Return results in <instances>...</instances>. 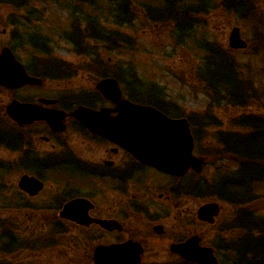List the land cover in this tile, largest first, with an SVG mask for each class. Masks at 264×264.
<instances>
[{"label": "trees", "instance_id": "1", "mask_svg": "<svg viewBox=\"0 0 264 264\" xmlns=\"http://www.w3.org/2000/svg\"><path fill=\"white\" fill-rule=\"evenodd\" d=\"M46 1L64 6L70 12L71 29L77 32L71 42L76 45L78 52L83 44L82 38L96 41L100 43L101 49L108 51V57L112 60L108 59V71H105L103 62L98 56L95 57L94 64H88L87 69L94 71L96 75L116 77L122 84L126 95L145 96L144 99L131 96L134 101L140 100L154 104L165 98L160 95H166L161 86L141 77L134 66L132 59L135 58L143 41V26L150 28L154 25L156 28L167 29L174 48L177 50L193 49L197 52V57H194L197 63L193 76L202 86L204 98L209 102L206 106L209 121L204 122L203 116L198 115L196 116V119L199 118L198 124L215 127L212 123L213 111L211 109L214 106L217 108L221 101H225L226 109L230 106L241 113L234 123H230V125L235 124L233 127L219 130L217 133V145L220 147L217 148L218 151L207 154L212 164L223 159L234 161L238 168L224 171L222 172L224 174H221L222 177L210 181L209 195L214 196L213 199L229 201L228 203L239 211V219L245 221L235 226L241 232L236 263H238V258L242 262L244 256L247 255V260L243 264H264V217L256 218L258 209L253 212V208L248 207L256 199V191L264 187V90L257 91L255 85L251 88L250 86L255 82L250 80L248 74L252 59L264 53V10L255 5L252 0H219L218 3L215 2V5H212L210 0ZM0 2L15 5L16 12L26 9L29 13L32 12L30 9L34 4V0H5L3 2L0 0ZM214 9L224 14L236 15L239 20L251 24L249 28L252 33L250 47L244 52L246 58L251 59L250 62L247 61L249 63L243 65L234 51L224 47L216 36L213 37L210 34L211 37L206 36V33L210 31L207 17ZM25 19L31 20L32 18L25 16ZM44 52L47 63L43 78L61 80L65 75L64 71L59 72L63 65L62 61L56 58L50 49L46 48ZM84 54L89 55V52L85 51ZM127 54L131 56L130 64L126 66H122L124 62L118 64L122 56ZM83 69L86 70V65ZM252 106H255L254 110L257 112L254 117L252 114L255 111L249 110ZM173 111L174 116L180 115L177 107L173 108ZM197 138L201 140L200 137ZM235 143L239 144V148ZM5 165L0 162V170ZM215 186L217 189L222 186L219 193ZM6 190V185L0 178V196H2L0 203L10 205L5 194ZM31 211L43 213L41 210ZM245 214L246 219L243 217ZM6 224H8L6 220L0 221V228L8 229L5 227ZM53 235H55V230L54 234L48 235L47 240H51ZM10 239L11 237L3 243L7 244L5 251H18L20 248L17 242L10 241ZM25 245L26 243L23 244Z\"/></svg>", "mask_w": 264, "mask_h": 264}, {"label": "flooded vegetation", "instance_id": "2", "mask_svg": "<svg viewBox=\"0 0 264 264\" xmlns=\"http://www.w3.org/2000/svg\"><path fill=\"white\" fill-rule=\"evenodd\" d=\"M14 24L21 25V22L14 21ZM14 29H3L4 34L9 31L6 46L31 75L29 61L24 63L23 57L18 53L23 49L29 54L27 49L30 45L20 43L23 37H16ZM31 87L35 86L27 84L16 89L0 86V95H10L11 100L38 103L46 94L41 91L31 94ZM16 95L35 96L31 100H20ZM110 105L102 95L94 93L87 95L84 100H72L68 108H64L59 99L57 106L69 112L78 106L100 110ZM2 121L10 129L3 130L2 139L7 146H1L17 157L11 161L0 160L13 163L16 159L14 163H23L26 167L55 164V203L51 205L52 202L46 200L48 204L46 203L43 210L54 213L47 222L52 221L55 224L56 246L60 251L67 239L74 241L76 236L82 242L86 240L89 243L92 260L99 246L131 243L135 251H140L136 264H194L185 262L172 251V247L196 238L202 248H209L206 230L215 225L218 242L216 249H212L215 250L220 264H227L228 259L236 258L240 238L231 215L225 214L222 209L213 225L198 217L199 209L209 202V181L203 171L198 173L189 169L186 174L177 176L144 164L124 148L91 132L70 116L65 120L63 131H55L44 122L19 126L12 121L13 125ZM73 139L77 140L78 145L70 143ZM50 145L55 153L45 151ZM193 153L199 157L195 147ZM25 173L42 180L45 184L43 191L45 190L46 182L42 174L35 171L33 174ZM75 200H80L77 213L81 218L85 221L110 222L108 228H102L94 221L83 225L62 218L61 213L66 204ZM73 229L79 231L81 236L78 233L73 235ZM145 259L153 261L145 263ZM162 259L169 262L156 261Z\"/></svg>", "mask_w": 264, "mask_h": 264}, {"label": "rangeland", "instance_id": "3", "mask_svg": "<svg viewBox=\"0 0 264 264\" xmlns=\"http://www.w3.org/2000/svg\"><path fill=\"white\" fill-rule=\"evenodd\" d=\"M1 1L3 2L5 0ZM34 1L36 5L32 4V6L35 5L32 8V11H34V16H39L41 14L42 21L38 22L35 19L34 22L30 23L31 28L29 27L30 30L25 33L24 41L26 44H29L27 39L32 33H39L40 36L46 34V41L48 42L47 47H50L51 53L63 63L59 72L62 73L64 71L65 74H68L62 76L61 80L58 81L44 80L41 86L31 87L30 93L33 94L41 91L45 92L46 95L43 96L47 97L49 100L59 98L62 101H68L71 98H75V100H84L87 95H93L95 93L96 83L102 77H107V75L100 76L96 75L94 71H89L87 69L89 66L88 64H94L96 61L95 57L98 56L104 64L103 67L105 71H108V51L101 49L100 43H96V41L93 40H84L82 38L83 44L80 46L78 53L86 51L89 52V55L84 56L82 54H77L74 50L76 45L71 42L72 37L75 38L77 32H73L71 29V22L69 21V17H71L70 12L65 9L64 6L55 5L46 0H41V2H39V0ZM103 1L105 2L106 0ZM210 2L212 5H215V2L218 3L219 0H210ZM252 2L264 10V0H252ZM190 5H192L191 1ZM13 9L16 11L17 8L15 5L0 2V49H2L9 40V31L4 34L3 29L9 30L11 27L15 28L14 21H18V17L16 18V12ZM25 10L26 9H23L22 11ZM207 18H209L208 27L210 31L206 33V36H216L217 39L223 43L221 44L224 47L230 48L229 37L234 27H238L241 30L242 37L250 42L252 33L249 28L251 27V24L239 20L236 15L224 14L222 11L214 9L210 11ZM83 23L84 22L82 21V25ZM22 29L23 28L20 26L17 27V31H21ZM23 31L16 32V37L22 35ZM142 32L143 41L139 46V51L135 58L132 59L134 66H136L135 68L138 69L139 75L144 77L146 81H151L161 86L166 95L169 96L170 99L175 100L174 104L177 106L179 105L180 109H182L187 116L204 112L205 107L209 102L204 98L202 86L198 84L195 76H193V70L197 63L194 60V57H197V52L193 49L177 50L174 48L170 41L167 29L156 28L154 25L150 28L143 26ZM31 47L32 45L30 44V48ZM30 48L27 49L29 50V54H26L23 49L18 51L24 59L23 62L26 63V61H29L30 65L33 64V66H36L37 68L44 63L43 71L45 72L47 60L43 57L40 58V54L33 52ZM232 51H234L235 55L243 65L250 62L251 59L246 58L244 51ZM122 57L121 62L118 64L123 62L124 64L122 66L130 64V55L127 54ZM252 60V65L250 66L248 74L250 80H254L255 84L250 87L253 88L255 85L257 91H263L264 64H262V62L264 61V53ZM84 65H86V70L83 69ZM238 70L240 72V68H238ZM58 93H71L72 95H58ZM34 96L35 95H16V98L20 100L29 98L31 100ZM136 96H138V99L145 98L144 95ZM11 99L12 97L10 95H0V120L1 117L6 118L4 109ZM34 100H36V98ZM228 107L229 109H226L225 101H221L217 108L214 106V108L211 109L213 111L211 114L213 117L212 123L215 127L210 126L208 129L206 127L207 132L201 134L203 136L206 135L203 138L204 144H202V147H204L208 153L213 154L214 151H218L217 148L219 146L217 145L216 137L219 130H226L228 127H233L235 124L230 125V123H234L241 115L236 108ZM254 108L255 106H252L249 110L255 111ZM256 113L257 112L255 111L252 116L254 117ZM251 120L253 121V119ZM70 143L72 145H78L77 140L74 139L73 141H70ZM235 145L239 148L238 143H235ZM50 146H47V149L45 150L46 152L55 151L53 146ZM16 157L17 156H15L14 153L11 154V152L0 145V159H10L9 161H11ZM4 161L5 160H2L1 162L4 163ZM15 161L16 159L14 162ZM14 162H6L7 165L0 170V178H2L6 185L7 190L5 194L8 197L9 202L14 203L16 206L32 203V207H35L36 204L44 203V201L46 202L47 200L48 202L51 201V205H53L55 203L56 192V187L54 186V183L56 184L55 164H38L33 167L27 166V168L23 163ZM236 167L237 164L234 161L231 162L219 159L217 163L219 171H215L214 168H208L203 175L209 180L217 178L219 174H224L222 172L231 171ZM33 171L43 175L42 178L46 182V188L34 199H29L17 190L16 184L21 174L25 172L33 174ZM215 189L219 193L222 186L218 187V189L215 186ZM256 193V199H253L254 201L251 202L248 207H252L253 212L258 209L256 218H263L264 187H260ZM1 198L2 196H0V201ZM213 198L214 196L209 195L208 201L215 200ZM219 201L225 214H231L234 212L233 207L228 204L229 201ZM48 202L46 203L48 204ZM14 204L4 205L0 203V221L6 220L8 223L5 225L8 229L0 228V242H2L0 243V264H94L92 257L89 254V243L86 240L82 242L76 236H74V241H69L67 239V242H65L66 240H64L65 243L61 251L56 246L57 241L55 235L51 236V240H42L39 244H35L34 242H36V239L40 236L54 234L55 229L53 224L50 223L52 221L47 222L46 218L48 216L44 218L45 214H36L24 209H18L15 208ZM238 222L245 223L241 218H238ZM206 231L208 244L210 246H212L211 244L213 243L217 244L218 238L216 236L215 225L209 226ZM11 233L12 235H10ZM72 233L73 235L78 233V235L81 236L80 232L75 229L72 230ZM235 236H238L237 233ZM9 237H11L10 241L17 242L20 248L18 251H5L7 244L4 245L3 243H6ZM25 243L26 245L23 246ZM29 249H31V251H29ZM243 249L245 250V246ZM247 257L248 256L245 255L242 262H240L238 258L237 262L243 264L245 260H247ZM152 261L153 260L151 259L144 260L145 263H150ZM156 261H159V263L169 262L165 259Z\"/></svg>", "mask_w": 264, "mask_h": 264}, {"label": "water", "instance_id": "4", "mask_svg": "<svg viewBox=\"0 0 264 264\" xmlns=\"http://www.w3.org/2000/svg\"><path fill=\"white\" fill-rule=\"evenodd\" d=\"M229 46L234 49L247 48L241 31L234 27L229 37ZM41 84V80L26 74L21 64L15 61L9 50L0 55V84L18 88L25 84ZM98 91L115 105L114 109L102 108L100 111L80 107L71 114L92 132L107 137L119 144L142 162L175 175H182L189 167L201 171L204 161L192 156L193 139L186 119L173 120L164 116L151 106L140 105L122 98V91L115 78H106L97 84ZM42 103L54 104L53 100H41ZM117 115L113 116L112 113ZM8 116L18 124H31L35 120L46 121L54 130L64 129V120L68 116L64 111L48 109L34 104H21L17 101L7 106ZM20 189L36 195L43 184L37 179L25 175L19 181ZM80 200L68 203L62 216L89 225L96 222L108 228L110 222L104 220H84L77 213ZM220 207L208 203L199 211V218L212 223ZM172 251L190 262L218 264L210 248H199L195 240L176 245ZM139 252L131 243L119 246H99L94 253L95 264H136Z\"/></svg>", "mask_w": 264, "mask_h": 264}]
</instances>
